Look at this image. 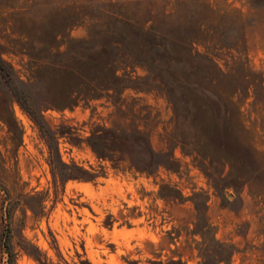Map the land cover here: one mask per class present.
I'll return each mask as SVG.
<instances>
[{"label":"trees","instance_id":"obj_1","mask_svg":"<svg viewBox=\"0 0 264 264\" xmlns=\"http://www.w3.org/2000/svg\"><path fill=\"white\" fill-rule=\"evenodd\" d=\"M204 0H0V23L10 29L0 41V77L36 120L48 143L59 138L85 144L113 168L156 176L161 169L179 172L175 150L191 156L208 183L224 196L248 187L264 192L263 166L246 139L244 104L264 111V72L240 57L220 63L210 48L230 49L216 40L220 21ZM82 27V37L70 35ZM218 45V47H216ZM200 47H203L200 48ZM26 58V79L4 57ZM38 92L31 98L30 90ZM126 90L163 97L171 116L158 132L159 114ZM104 100L111 110L104 122H89V132L61 122L52 128L41 111L91 106ZM88 124V123H83ZM158 135L159 147L154 145ZM69 178L93 179L99 174L60 161ZM165 200L182 198L169 183L159 194ZM203 200V211L197 198ZM207 195L193 193L194 234L198 264L227 263L235 246L215 238L207 216Z\"/></svg>","mask_w":264,"mask_h":264},{"label":"rangeland","instance_id":"obj_2","mask_svg":"<svg viewBox=\"0 0 264 264\" xmlns=\"http://www.w3.org/2000/svg\"><path fill=\"white\" fill-rule=\"evenodd\" d=\"M204 1L216 10L214 17L221 24L216 40L232 44L230 49L211 46L220 63L240 57L264 72V0ZM9 33V28L0 30V41ZM84 34L82 27L70 30L74 37ZM4 57L25 80L26 58ZM30 93L38 99L36 89ZM124 95L139 97L159 114L158 132L167 126L171 110L163 97L134 90ZM250 101L251 97L243 106L246 139L264 170V111H253ZM110 110L100 100L62 111L46 108L41 114L52 128L65 122L81 128L85 136L89 122H104ZM55 145L62 163H75L99 175L62 180L59 172L65 168L53 152ZM154 145L159 147L157 134ZM175 155L179 172L161 169L147 177L113 168L84 143L75 145L67 138L48 143L36 120L0 77V264H198L201 237L193 233V193L208 196L206 213L215 238L235 246L231 259L219 264H264L262 188L259 196L248 187L241 193L229 189L219 195L191 156L180 149ZM166 183L181 191L182 198H161L159 188ZM204 199L197 198L202 211Z\"/></svg>","mask_w":264,"mask_h":264}]
</instances>
